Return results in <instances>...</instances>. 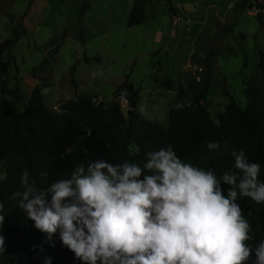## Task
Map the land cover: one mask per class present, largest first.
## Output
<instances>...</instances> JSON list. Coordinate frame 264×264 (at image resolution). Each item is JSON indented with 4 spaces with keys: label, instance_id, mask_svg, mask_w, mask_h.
Returning <instances> with one entry per match:
<instances>
[{
    "label": "rangeland",
    "instance_id": "obj_1",
    "mask_svg": "<svg viewBox=\"0 0 264 264\" xmlns=\"http://www.w3.org/2000/svg\"><path fill=\"white\" fill-rule=\"evenodd\" d=\"M237 1L152 0L146 22L129 26L134 0H0V45L19 23L27 30L0 51V99L17 86L23 110L41 86L47 106L61 113L67 100L95 96L120 103L129 123L126 100L116 95L128 77L140 89L139 121L166 126L171 109L200 95L217 120L231 99L248 104L250 82L263 92L264 10L261 23L256 10L236 12ZM6 175L0 160V180Z\"/></svg>",
    "mask_w": 264,
    "mask_h": 264
},
{
    "label": "trees",
    "instance_id": "obj_2",
    "mask_svg": "<svg viewBox=\"0 0 264 264\" xmlns=\"http://www.w3.org/2000/svg\"><path fill=\"white\" fill-rule=\"evenodd\" d=\"M151 2L134 0L129 26L146 22L145 8ZM86 8L84 3L79 17ZM234 10H256V18L262 23L264 0H238ZM26 33L22 23L16 25L13 36L0 45L1 53L14 47ZM90 59L85 57L87 62ZM6 65L4 62V69ZM45 66L43 62L40 68ZM76 66L77 63L73 71ZM259 66L264 82V60ZM162 84L171 87L169 81ZM17 88L8 92L11 99H0V160L6 161L7 170L6 177L0 180V236L4 237L0 264H43L45 256L52 257V264H82L61 244L58 234L48 241L18 207L21 197L15 194L24 191L20 177L25 170L36 187L43 188L70 178L80 164L87 166L103 159L114 165L131 162L143 167L147 152L171 146L182 161L212 169L220 179L226 172L237 171L231 151L244 149L250 162L261 165L258 179L264 181V83L260 93L256 84L250 82L246 89L248 104L241 107L231 99L217 120L200 95L188 105L171 109L166 126L139 121L141 93L128 77L117 88L116 95L126 100L129 123L120 103L112 100L105 106L89 95L67 100L61 104L62 112L56 113L47 106L41 86L34 88L22 110L17 103ZM213 141L220 147L210 151L207 144ZM132 146L138 148L137 152H132ZM41 172L46 175L41 177ZM223 187L226 193L228 186ZM237 203L250 224L246 243L254 250L264 240V203L258 204L248 197H240Z\"/></svg>",
    "mask_w": 264,
    "mask_h": 264
},
{
    "label": "clouds",
    "instance_id": "obj_3",
    "mask_svg": "<svg viewBox=\"0 0 264 264\" xmlns=\"http://www.w3.org/2000/svg\"><path fill=\"white\" fill-rule=\"evenodd\" d=\"M230 155L237 171L220 179L182 161L171 146L147 152L143 167L103 159L80 164L70 178L43 188L25 170L24 191L15 195L35 229L48 241L58 234L82 264H264V240L254 250L246 243L250 224L237 203H264L261 165L244 149Z\"/></svg>",
    "mask_w": 264,
    "mask_h": 264
}]
</instances>
